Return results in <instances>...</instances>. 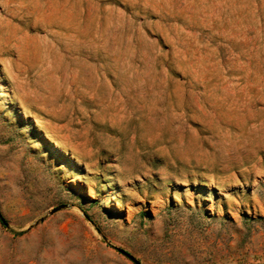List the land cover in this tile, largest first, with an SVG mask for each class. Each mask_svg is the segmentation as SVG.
<instances>
[{"label":"rangeland","instance_id":"obj_1","mask_svg":"<svg viewBox=\"0 0 264 264\" xmlns=\"http://www.w3.org/2000/svg\"><path fill=\"white\" fill-rule=\"evenodd\" d=\"M54 2L0 65V264H264V0Z\"/></svg>","mask_w":264,"mask_h":264},{"label":"crops","instance_id":"obj_2","mask_svg":"<svg viewBox=\"0 0 264 264\" xmlns=\"http://www.w3.org/2000/svg\"><path fill=\"white\" fill-rule=\"evenodd\" d=\"M57 11L54 0H16L0 4V65L7 67L11 64L6 49L18 53L25 48L43 70L49 67L54 52L58 53L50 20L58 15Z\"/></svg>","mask_w":264,"mask_h":264},{"label":"water","instance_id":"obj_3","mask_svg":"<svg viewBox=\"0 0 264 264\" xmlns=\"http://www.w3.org/2000/svg\"><path fill=\"white\" fill-rule=\"evenodd\" d=\"M62 207H63V206L54 208V209L52 210V213L58 211V210H59L60 208H62ZM120 251L123 252L124 254H126L127 256H129V257H130L131 259H133L135 262H137V264H142L138 259L135 258L134 255H132V254L129 253L128 251H126V250H124V249H122V248H120Z\"/></svg>","mask_w":264,"mask_h":264},{"label":"trees","instance_id":"obj_4","mask_svg":"<svg viewBox=\"0 0 264 264\" xmlns=\"http://www.w3.org/2000/svg\"><path fill=\"white\" fill-rule=\"evenodd\" d=\"M0 218H1L2 222L6 223L4 217L1 214H0Z\"/></svg>","mask_w":264,"mask_h":264}]
</instances>
